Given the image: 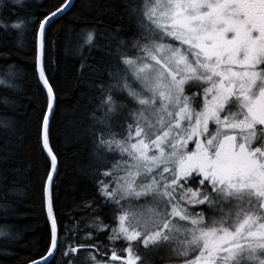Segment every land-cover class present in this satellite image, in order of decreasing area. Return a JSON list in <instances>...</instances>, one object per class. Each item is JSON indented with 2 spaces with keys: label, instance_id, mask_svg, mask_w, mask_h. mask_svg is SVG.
Returning a JSON list of instances; mask_svg holds the SVG:
<instances>
[{
  "label": "snow or ice",
  "instance_id": "1",
  "mask_svg": "<svg viewBox=\"0 0 264 264\" xmlns=\"http://www.w3.org/2000/svg\"><path fill=\"white\" fill-rule=\"evenodd\" d=\"M72 6L59 0L22 16L25 0H0L3 35L31 37L24 107L34 113L47 229L28 264H264V0H111L101 13H111L107 24L80 29L91 108L79 134L94 185L76 205L90 221L83 238L53 195L59 93L48 53L59 37L50 32ZM10 55L0 49L5 63ZM3 127L12 131L0 140V186L22 145L11 121Z\"/></svg>",
  "mask_w": 264,
  "mask_h": 264
},
{
  "label": "trees",
  "instance_id": "2",
  "mask_svg": "<svg viewBox=\"0 0 264 264\" xmlns=\"http://www.w3.org/2000/svg\"><path fill=\"white\" fill-rule=\"evenodd\" d=\"M59 0H25L28 12L47 11ZM111 0H74L73 6L63 19L52 25L50 35H58L55 49H49L48 75L59 93L57 109L58 132L53 146L61 158L60 176L53 193L57 211L64 223L71 227L79 221L81 238L88 230V220H82L83 213L76 208L84 199L91 198L94 192L93 180L86 173L89 168V146L86 137L79 133L88 122L91 105L85 86L86 77H80L81 53L77 41L80 29L90 23L107 24L111 13L104 12V6ZM91 3L93 9L85 7ZM99 4L101 7L96 8ZM11 15L14 17L16 12ZM69 29H73L70 39H66ZM30 36L18 34L3 35L0 29V49L10 52L7 63L0 59V140L8 138L12 129H5L3 122L11 121L12 128L22 138V145L15 149V159L11 160L16 169L9 172L6 185L0 186V205H11L7 210L0 208V264H28L31 257L39 259L38 249H42L46 234V213L42 214L41 202L37 197L35 175L34 125L31 108L25 109L32 91V54ZM83 55H87L85 51ZM54 61V63H53ZM9 65H14L9 68ZM12 73L11 75L9 73ZM5 101H8L5 104ZM32 164L29 178V165ZM18 178V179H17ZM19 189V194L10 191ZM5 253H7L5 255Z\"/></svg>",
  "mask_w": 264,
  "mask_h": 264
},
{
  "label": "water",
  "instance_id": "3",
  "mask_svg": "<svg viewBox=\"0 0 264 264\" xmlns=\"http://www.w3.org/2000/svg\"><path fill=\"white\" fill-rule=\"evenodd\" d=\"M74 0H72V4H73Z\"/></svg>",
  "mask_w": 264,
  "mask_h": 264
}]
</instances>
